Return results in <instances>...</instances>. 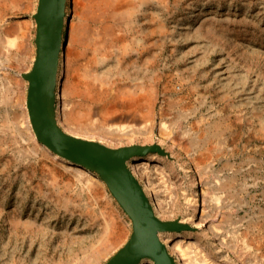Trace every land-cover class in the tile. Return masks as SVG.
<instances>
[{"label":"rangeland","instance_id":"1","mask_svg":"<svg viewBox=\"0 0 264 264\" xmlns=\"http://www.w3.org/2000/svg\"><path fill=\"white\" fill-rule=\"evenodd\" d=\"M110 1L101 17L108 38L77 56L88 70H80L88 81L83 92L96 83L107 88L101 101H71L86 116V136L62 123L66 46L76 19L73 0H64L47 91L56 124L109 148H150L125 164L132 163L157 218L177 222L156 231L176 264L184 257L195 264L200 253L215 264H264V0ZM38 5L0 0V264H90L107 224L118 222L123 240L93 263L105 264L129 239L133 213L95 169L56 158L35 137L26 95ZM12 25L28 30L26 59L6 40L17 33H7ZM108 98L118 105L109 117L119 115L123 130L101 124L97 110ZM190 196L195 206L187 204ZM134 264L155 263L140 257Z\"/></svg>","mask_w":264,"mask_h":264},{"label":"water","instance_id":"2","mask_svg":"<svg viewBox=\"0 0 264 264\" xmlns=\"http://www.w3.org/2000/svg\"><path fill=\"white\" fill-rule=\"evenodd\" d=\"M41 1L45 5L42 28L44 41L37 45L26 95V108L36 139L49 148L51 154L57 155L56 158L85 163L95 169L108 184H113L127 198L134 209L133 229L129 239L105 264H134L140 257H149L147 251L153 243H157L158 259L154 257L155 264H176L157 239L156 231L162 225L176 229L174 223L177 222H163L157 218L136 177L125 164L133 153H143L150 148L132 145L130 149L136 148L133 152L125 147L109 148L89 138L64 131L54 123L49 112L47 87L57 58L64 0Z\"/></svg>","mask_w":264,"mask_h":264},{"label":"bare ground","instance_id":"3","mask_svg":"<svg viewBox=\"0 0 264 264\" xmlns=\"http://www.w3.org/2000/svg\"><path fill=\"white\" fill-rule=\"evenodd\" d=\"M14 1H19V0H14ZM73 2L75 4V9H76L75 17L77 20L75 19V21H73L70 24V28H69V38L66 46V57H67L66 76L62 82V90H61L64 98L62 123L64 125L68 123L69 126L67 127V129L70 131L73 128L85 129L83 127L84 126L83 122L86 121V116L82 112H80V110H78L77 107L72 103L73 102L72 100L75 98V96L81 95L83 98H90L94 100L100 99L101 101L103 99L102 97H104L105 93L107 92V88L101 87L100 83H96L95 85H92L86 93L83 92V88L87 85L88 81L83 80L81 78L80 70L83 68V66L78 61L79 59L77 56L79 55L80 48L87 47L89 44L99 46L103 40L108 38L110 29L108 25L104 22L105 20L103 21L101 17L103 16L105 9L111 5L110 0H73ZM44 9H45L44 2L39 0L38 10L37 13L35 14V18L37 20V39H36L37 45L42 44V42L44 41V33H42L43 30L42 28L44 25L43 24ZM7 30L9 31L7 33L13 34L17 32L15 35L11 37H7L6 40L10 45H12L15 48V50L18 53H20V55H22L21 58L22 60L26 59L30 51V43L28 41V37H29L28 30L21 26L17 27V25H12L11 27H8ZM26 66L27 64H25L24 62L21 67L25 68ZM53 69L55 70V65ZM83 69L85 70V68ZM31 72L28 75V80L31 76ZM87 74H88V70H85V75L87 76ZM19 84L20 87L22 88V80H20ZM47 91H48V87H47ZM117 106L118 105L115 99L108 98V100L106 99L102 102L99 109L97 110V113H99L102 118L101 119L102 125L104 124L110 127L113 126L116 130L119 129L123 130L124 125L119 124V115H116L114 117L112 116L109 117V114H111L112 111ZM52 118L54 123L56 124L53 114H52ZM56 120L57 122H59L57 115H56ZM25 122L27 127H29L28 119H26ZM163 126H162L163 135L169 136L170 131L168 132L166 130L168 129L169 126H165V128ZM82 134L88 136L86 129ZM32 137L34 138V135H32ZM41 145L44 146V144L42 143ZM44 148L46 147L44 146ZM125 148H128L127 150L132 152L134 149V148L130 149L129 147H125ZM134 150H136V148ZM134 154L135 153H133V155ZM129 164H130L129 165L130 168L128 169L133 174L135 169L132 163ZM183 164H184V169L188 168L187 166H185L186 160L184 161ZM78 172L81 174L85 171L78 169ZM141 190L145 195V197L148 198L149 197L148 190L145 187H142ZM195 203L196 200L193 197L190 196L187 198L188 205L195 206ZM156 204H157V212H161L162 206L160 202L157 201ZM125 205L134 214L135 212L134 209L128 203H126ZM192 220H193V215H189L183 221L189 222ZM123 229L124 228L121 227L118 222L111 221L107 224V228H106L107 234L104 238L102 245L95 251L94 260L90 264L97 263V261H99L100 257L105 251L116 247L117 244L123 240V237L125 236ZM158 229H167V228L164 225H162ZM156 244L157 243H153L150 249L147 251V254L149 255L148 258H151L152 260H155L154 257L158 259ZM174 247L178 249L179 253L182 256L186 254V252L184 251L185 249L181 248L180 240L176 241ZM200 254L201 255H199V258H194L192 262H194L195 264H215V263H211V260H209L206 254L204 253H200ZM168 264H170V262ZM183 264H191V262L188 258L184 257Z\"/></svg>","mask_w":264,"mask_h":264}]
</instances>
